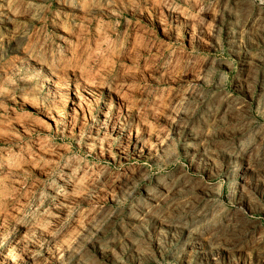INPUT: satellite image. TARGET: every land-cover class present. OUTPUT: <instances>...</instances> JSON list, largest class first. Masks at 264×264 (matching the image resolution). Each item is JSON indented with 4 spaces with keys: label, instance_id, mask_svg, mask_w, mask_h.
<instances>
[{
    "label": "rangeland",
    "instance_id": "374dc122",
    "mask_svg": "<svg viewBox=\"0 0 264 264\" xmlns=\"http://www.w3.org/2000/svg\"><path fill=\"white\" fill-rule=\"evenodd\" d=\"M0 264H264V0H0Z\"/></svg>",
    "mask_w": 264,
    "mask_h": 264
},
{
    "label": "bare ground",
    "instance_id": "6f19581e",
    "mask_svg": "<svg viewBox=\"0 0 264 264\" xmlns=\"http://www.w3.org/2000/svg\"><path fill=\"white\" fill-rule=\"evenodd\" d=\"M204 232V231H203Z\"/></svg>",
    "mask_w": 264,
    "mask_h": 264
}]
</instances>
